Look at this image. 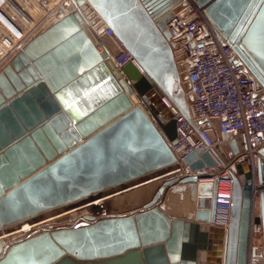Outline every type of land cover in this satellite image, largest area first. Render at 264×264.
<instances>
[{
  "label": "water",
  "instance_id": "95a60500",
  "mask_svg": "<svg viewBox=\"0 0 264 264\" xmlns=\"http://www.w3.org/2000/svg\"><path fill=\"white\" fill-rule=\"evenodd\" d=\"M181 1L75 0L95 34L70 12L0 68V264H264V141L234 160L243 146L220 118H194L180 38L164 23ZM193 1L264 99V0ZM107 27L135 62L114 65L122 49ZM163 97L214 142L183 156L186 174ZM206 166L213 182L198 181ZM219 178L232 180L226 224Z\"/></svg>",
  "mask_w": 264,
  "mask_h": 264
},
{
  "label": "built area",
  "instance_id": "2783aa9c",
  "mask_svg": "<svg viewBox=\"0 0 264 264\" xmlns=\"http://www.w3.org/2000/svg\"><path fill=\"white\" fill-rule=\"evenodd\" d=\"M75 0H0V68L17 55L33 35L45 29L51 23L70 12H78L88 28L95 34L91 23L92 14L74 4ZM185 2V5H181ZM172 9V15L164 20L166 29L172 38H180L179 48L185 54L184 61L188 66V79L194 100L191 108L194 118L216 116L220 118V131L234 133L232 139L235 145L243 146L242 151L234 155L236 160L241 154L248 155L251 161L252 151L264 141V99L258 94L259 88L253 79L243 71L241 64L231 59L233 49L229 44H222L215 28L210 23L203 9L193 0H182ZM190 7L191 10L183 16L179 13ZM33 9V11L31 10ZM32 19L28 23L21 16ZM105 31L118 43L122 51L113 57L117 68L128 61H134L114 36L110 28ZM102 50L103 44L98 42ZM188 61L190 62L188 65ZM135 62V61H134ZM137 65V64H136ZM141 73L143 70L138 66ZM176 121V136L170 148L177 158L180 169L187 173L189 167L184 163L183 156L195 149L207 150L213 141L205 127L198 125L196 131L182 115L178 102L169 101L163 97ZM218 167L225 173L226 166ZM209 171L210 167L203 168ZM179 170V168H177ZM219 174L207 173L198 181L213 182ZM231 187V178H219ZM230 191L217 192V222L226 224L228 221ZM250 233L255 237L261 233V225L251 223Z\"/></svg>",
  "mask_w": 264,
  "mask_h": 264
},
{
  "label": "bare ground",
  "instance_id": "6f19581e",
  "mask_svg": "<svg viewBox=\"0 0 264 264\" xmlns=\"http://www.w3.org/2000/svg\"><path fill=\"white\" fill-rule=\"evenodd\" d=\"M32 11H33V9H31ZM25 17V16H24ZM26 18H27V16H26ZM218 191L219 192H221V193H227V192H229V184L228 183H226V182H222L221 184H220V187H219V189H218ZM91 205H98L99 207L102 205V202L100 201V200H96V201H93V202H91V203H89V204H87V205H84L83 207H82V209L83 208H87V209H89L90 208V206ZM103 206V205H102ZM104 207V206H103ZM30 226V224H28V223H24L23 225H21V229H20V231H27V230H29V229H26L27 227H29ZM24 229H26V230H24Z\"/></svg>",
  "mask_w": 264,
  "mask_h": 264
},
{
  "label": "crops",
  "instance_id": "0c3cea01",
  "mask_svg": "<svg viewBox=\"0 0 264 264\" xmlns=\"http://www.w3.org/2000/svg\"><path fill=\"white\" fill-rule=\"evenodd\" d=\"M223 182H226V181H223ZM227 183V182H226ZM257 211V209H255V212ZM215 235H216V233L214 232V231H211V230H209V234H208V237L210 238V239H213L214 240V238H215ZM212 240V241H213ZM261 241H260V239H253V243H257V244H259ZM209 251H211V249L209 250ZM204 256H207V254H205V255H203L197 262H198V264H207L208 263V260H204Z\"/></svg>",
  "mask_w": 264,
  "mask_h": 264
},
{
  "label": "rangeland",
  "instance_id": "374dc122",
  "mask_svg": "<svg viewBox=\"0 0 264 264\" xmlns=\"http://www.w3.org/2000/svg\"><path fill=\"white\" fill-rule=\"evenodd\" d=\"M24 16H25V17H24ZM21 17H22L24 20H26L28 23H32V22H31L32 19H30V18H28V17L26 18V15H22ZM222 182H223V181H221L220 184H221ZM100 201H101V200H100ZM30 226H31V225H30ZM30 226L27 227L26 229H29ZM26 229H24V230H26ZM255 238H256V237H254V239H255Z\"/></svg>",
  "mask_w": 264,
  "mask_h": 264
}]
</instances>
